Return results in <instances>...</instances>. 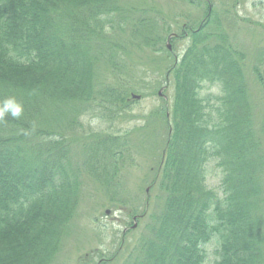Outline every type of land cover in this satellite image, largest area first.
<instances>
[{"label": "trees", "instance_id": "1", "mask_svg": "<svg viewBox=\"0 0 264 264\" xmlns=\"http://www.w3.org/2000/svg\"><path fill=\"white\" fill-rule=\"evenodd\" d=\"M189 1L205 2L204 18L185 25L189 42L165 67L171 105L153 112L166 130L151 183L162 203L121 264H203L212 239V264H264V120L254 123L245 51L219 22L207 28L218 24L208 0ZM170 33L155 0H0V264H56L85 180L120 184L128 133L95 132L81 118L123 112L135 50L171 58ZM252 74L264 87V69ZM206 85L221 94L202 95ZM208 162L221 193L206 185ZM97 254L78 264L121 259Z\"/></svg>", "mask_w": 264, "mask_h": 264}, {"label": "rangeland", "instance_id": "2", "mask_svg": "<svg viewBox=\"0 0 264 264\" xmlns=\"http://www.w3.org/2000/svg\"><path fill=\"white\" fill-rule=\"evenodd\" d=\"M155 2L171 21V32L178 34L174 40L167 38L165 41V44H170V47L166 45V48L171 49L169 50L171 58L146 49L135 50L134 66L126 67L122 74L125 81L132 83L133 87L130 88L136 90L129 93L128 100L131 103L128 107L117 116L99 112V116L89 114L81 118L84 128L95 132L113 135L127 132L131 162L125 160L122 163L121 171L115 178L120 181V184L114 183L117 186L112 184V180H109V186H102L93 178L85 180L75 219L72 220L63 239L56 264H78L81 256L86 254L91 256L94 251H97V256L104 259L116 250L121 251V259L111 264H121L122 258L130 254V251L132 253L139 238L147 234L148 226L154 221L152 216L160 209L162 200L156 198V191H151L153 187L151 183L161 153L162 146L159 145L166 137V130L163 132L155 130L157 116H154L153 112L161 107L164 99L170 107L173 87L171 78L168 77L169 80H166L165 67L171 64L174 54L177 55L178 61L180 60L189 42L188 34L181 36L183 26L187 24L200 27L206 6L205 2L197 6L189 0ZM208 2L210 9L214 10L216 22H219L228 34L231 46L233 44V47L245 51L247 80L255 110L254 123L260 124L264 120V87L257 86L259 83L252 74V67L257 65L264 69V0H208ZM219 23H210L207 28L215 30ZM220 91L219 85H206L201 94H212V97H215L221 94ZM64 112L60 107V114L65 115ZM45 116L49 120L50 114L46 113ZM79 132L81 129L77 130V133ZM154 145L156 146L153 147ZM206 168V185L221 193L220 169L214 166V162H208ZM261 203L262 210L259 202L257 214L261 216L263 221L261 227L264 231L262 214L264 200ZM217 247L216 239L205 245L206 259L203 264L214 262Z\"/></svg>", "mask_w": 264, "mask_h": 264}, {"label": "flooded vegetation", "instance_id": "3", "mask_svg": "<svg viewBox=\"0 0 264 264\" xmlns=\"http://www.w3.org/2000/svg\"><path fill=\"white\" fill-rule=\"evenodd\" d=\"M184 28H185V26H183L182 33H183V31H185ZM182 33H181V36H183L184 34H187L186 32H184L183 34H182ZM171 34H172V33H171ZM177 36H178V34H175V33H174V37L176 38ZM172 38H173V37H172ZM172 38H171V40H172ZM169 50H171V49L169 48ZM173 62H174V63L178 62V58H177V55H176V54H174ZM134 217H136V216L134 215ZM134 217H133V219H134Z\"/></svg>", "mask_w": 264, "mask_h": 264}, {"label": "water", "instance_id": "4", "mask_svg": "<svg viewBox=\"0 0 264 264\" xmlns=\"http://www.w3.org/2000/svg\"><path fill=\"white\" fill-rule=\"evenodd\" d=\"M168 47H170V45H168ZM134 97L138 98V95H133ZM106 213H108V211H106Z\"/></svg>", "mask_w": 264, "mask_h": 264}]
</instances>
